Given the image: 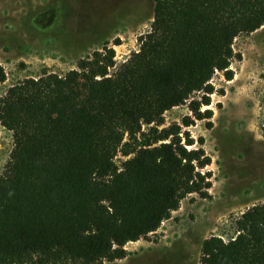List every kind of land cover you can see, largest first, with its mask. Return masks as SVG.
<instances>
[{"label": "trees", "instance_id": "16d2710c", "mask_svg": "<svg viewBox=\"0 0 264 264\" xmlns=\"http://www.w3.org/2000/svg\"><path fill=\"white\" fill-rule=\"evenodd\" d=\"M153 4L150 30L113 74L116 52L105 46L77 70H44L0 95V126L14 140L0 175V264L121 260L128 243L155 233L185 198L210 197L205 140L197 144L183 127L213 118L203 111L212 79L220 72L233 80L232 63L242 59L235 40L264 26V0ZM78 78L97 111L58 114L79 97ZM6 80L0 62V85ZM185 105L194 119L162 128L165 113ZM118 151L129 157L121 170ZM200 264H264V203L237 219L232 239L204 240Z\"/></svg>", "mask_w": 264, "mask_h": 264}, {"label": "rangeland", "instance_id": "374dc122", "mask_svg": "<svg viewBox=\"0 0 264 264\" xmlns=\"http://www.w3.org/2000/svg\"><path fill=\"white\" fill-rule=\"evenodd\" d=\"M153 8V0H0V62L7 74L0 95L44 70L61 76L77 70L80 60L105 46L116 52L113 74L139 49V37L151 28ZM234 49L242 59L232 63L233 80L217 72L211 104L203 107L213 111V118L183 127L185 117H194L187 105L179 106L165 113L162 127L181 125L197 144L204 138L212 159L204 170L212 172L210 197L188 196L155 233L128 243L126 258L105 264H200L204 240L232 239L237 219L264 203V26L236 38ZM77 81L79 97L61 105L58 114L97 111L85 82ZM13 148L12 132L0 126V175ZM128 158L118 151L114 161L119 170Z\"/></svg>", "mask_w": 264, "mask_h": 264}]
</instances>
